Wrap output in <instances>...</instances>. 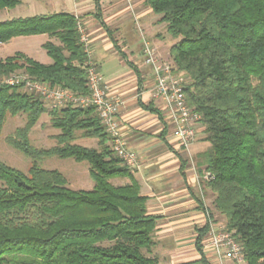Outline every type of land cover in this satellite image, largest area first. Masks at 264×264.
Returning a JSON list of instances; mask_svg holds the SVG:
<instances>
[{"label":"trees","instance_id":"16d2710c","mask_svg":"<svg viewBox=\"0 0 264 264\" xmlns=\"http://www.w3.org/2000/svg\"><path fill=\"white\" fill-rule=\"evenodd\" d=\"M21 0H0V10ZM101 19L100 0H93ZM174 42L169 56L185 75L188 105L200 113L208 148L195 160L213 208L224 216L245 264H264V0H145ZM79 16L35 14L0 21V44L18 36L45 34L41 44L51 62L23 52L0 59V134L8 114L26 123L7 137L31 158L26 172L0 161V264H159L152 256L157 216L131 169L113 150L112 139L93 106L47 109L24 84L2 82L18 70L50 86L87 93L86 61ZM54 39L56 41H53ZM144 109L159 114L149 104ZM43 113L60 132L57 144L37 148L29 132ZM94 138L98 147L77 144ZM72 158L89 164V190H73L41 158ZM126 180L113 184L112 180ZM202 208L203 204L200 203ZM208 217L211 214L208 211ZM208 221L198 230L197 262Z\"/></svg>","mask_w":264,"mask_h":264},{"label":"crops","instance_id":"0c3cea01","mask_svg":"<svg viewBox=\"0 0 264 264\" xmlns=\"http://www.w3.org/2000/svg\"><path fill=\"white\" fill-rule=\"evenodd\" d=\"M81 1L47 0L42 5L49 9L35 14L68 12L79 16L88 38L91 58L98 70L100 66L92 52L97 42L117 52L131 67L132 75L110 77L107 81L101 78L109 96L121 102L117 112L120 132L125 147L137 156V164L131 171L139 183L141 194L148 197L147 213L158 217L153 236L155 245L150 254L157 257L159 264H200L197 261L201 255L195 241L198 230L207 222V210L213 213L209 208L213 197L211 192L202 189L195 160L208 148V143L203 139L201 128L187 151L177 146L164 118L163 104L154 97L151 68L142 61L143 38H150L159 56L169 61L172 42L159 41L164 35L150 37L163 25L158 24V17L145 0H100L101 19L107 29L95 17L93 0ZM126 32H129L131 43L120 42L122 36L127 38ZM31 36H43L39 45L48 40L45 34ZM125 45H128L131 58L128 50H123ZM50 62L51 59H42V63ZM140 103L156 108L161 118L158 113L144 109ZM193 161L194 165H191ZM206 242L204 235L200 242L201 251L211 264H217Z\"/></svg>","mask_w":264,"mask_h":264},{"label":"built area","instance_id":"2783aa9c","mask_svg":"<svg viewBox=\"0 0 264 264\" xmlns=\"http://www.w3.org/2000/svg\"><path fill=\"white\" fill-rule=\"evenodd\" d=\"M78 30L80 41L88 56L86 61L87 93L79 94L70 89L50 86L26 73L13 74L3 78L2 82L10 85L23 83L25 89L39 95L50 108H60L66 105L81 108L93 106L106 133L112 139L113 150L129 168H132L137 164V156L125 147L120 132L117 112L121 102L109 96L107 86L103 84L99 70L91 58L88 38L80 24H78ZM142 61L151 68L154 97L163 104L164 118L170 125L171 135L177 146L183 151H187L203 126L200 124V113L186 101L185 75L182 71L176 70L171 61L162 59L157 48L144 38ZM208 178L209 173H204V179ZM207 221L208 229L205 234L207 242L205 245L215 256L217 264H226L227 262L243 264V253L232 233L224 225L214 222L210 217H207Z\"/></svg>","mask_w":264,"mask_h":264},{"label":"rangeland","instance_id":"374dc122","mask_svg":"<svg viewBox=\"0 0 264 264\" xmlns=\"http://www.w3.org/2000/svg\"><path fill=\"white\" fill-rule=\"evenodd\" d=\"M46 1L47 0H21V2L18 5H16L14 8L1 9L0 21L16 18L20 16L21 17L28 16L42 10L46 11L49 9V7L42 5ZM84 1L86 0H83L81 2ZM154 15L157 16L156 14ZM157 17L159 19V16ZM158 24H162L163 27L162 26L158 27L155 31H153L150 37L154 38L164 35V37L160 38L159 41H163L164 43L174 42L175 39H173L168 33H166L165 24L164 23H158ZM133 31H134V35H136L135 29ZM126 34H127L126 35L127 38L125 36H122L120 42L126 41L127 43H131L129 32H126ZM41 37L43 36H18L10 39L5 43L0 44V59H4L8 56H12L16 52H23L27 56L39 60L40 62H42L43 58L50 60L45 50L41 47V45H39L40 44L39 42H41L42 39ZM146 39L148 41L150 40V38H146ZM51 40L56 41L54 39ZM127 46L128 45H125V47H123V50H126L128 48ZM92 52L96 62L100 66L99 73L102 76L103 81H107V79H109L110 77H115V76L120 77L121 75H125L127 73H130L131 75L133 74L129 64H127L124 60H122L120 55H118L117 52L111 50L110 48L109 49L104 48L102 45H100L97 42L93 45ZM127 54L128 57L131 58V53L129 52V50ZM19 73L20 74L23 73L22 70H18L17 72H15V74H19ZM45 105L47 109H49L48 103H45ZM25 123H26V115L24 113H18L16 115L8 114L5 118V122L0 134V161L24 172H26L30 167L32 162L31 158L23 155L21 152L10 146L7 142V137L13 135L15 129L24 126ZM59 132L60 131L58 129L53 128L51 126L50 117L48 113H43L36 122V124L31 128L29 132V140L31 144L37 148H49L57 144L55 135H57ZM75 142L77 144L87 147H98L97 140L94 138H78ZM38 163L42 168L56 169L61 173H63V175L66 177L67 180V186L73 190H89L93 186V181L90 179L88 175L89 164L85 161L77 162L72 158H58L56 156H50V157L41 158ZM191 165H194V161L191 163ZM201 178L204 179V173L202 174ZM125 181L126 180L122 181L118 179H113L112 183L121 184ZM202 189L204 188L202 187ZM206 190L210 192L209 189H205V191ZM212 197L214 196L212 195ZM209 208L213 210V213H210L211 214L210 219H212L214 222H218L224 225L225 222L224 216L219 214L213 208L212 202ZM207 211L210 212L211 210H207ZM229 264H237V263L230 262Z\"/></svg>","mask_w":264,"mask_h":264}]
</instances>
